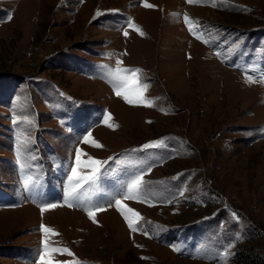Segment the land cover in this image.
Segmentation results:
<instances>
[{
    "label": "rangeland",
    "instance_id": "374dc122",
    "mask_svg": "<svg viewBox=\"0 0 264 264\" xmlns=\"http://www.w3.org/2000/svg\"><path fill=\"white\" fill-rule=\"evenodd\" d=\"M243 253L264 258V0H0V264Z\"/></svg>",
    "mask_w": 264,
    "mask_h": 264
},
{
    "label": "trees",
    "instance_id": "16d2710c",
    "mask_svg": "<svg viewBox=\"0 0 264 264\" xmlns=\"http://www.w3.org/2000/svg\"><path fill=\"white\" fill-rule=\"evenodd\" d=\"M237 264H264V258L260 257L258 255H245L243 254H238L237 258Z\"/></svg>",
    "mask_w": 264,
    "mask_h": 264
},
{
    "label": "bare ground",
    "instance_id": "6f19581e",
    "mask_svg": "<svg viewBox=\"0 0 264 264\" xmlns=\"http://www.w3.org/2000/svg\"><path fill=\"white\" fill-rule=\"evenodd\" d=\"M183 13H188V14H190L191 12L189 11V9L185 6L184 8H183ZM187 16V15H186ZM62 186L63 187H65V181L62 183Z\"/></svg>",
    "mask_w": 264,
    "mask_h": 264
}]
</instances>
